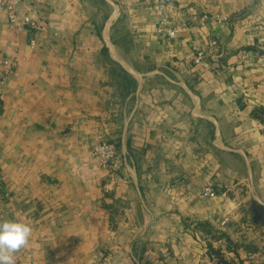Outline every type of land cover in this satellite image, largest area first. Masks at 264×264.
I'll use <instances>...</instances> for the list:
<instances>
[{
	"label": "crops",
	"instance_id": "0c3cea01",
	"mask_svg": "<svg viewBox=\"0 0 264 264\" xmlns=\"http://www.w3.org/2000/svg\"><path fill=\"white\" fill-rule=\"evenodd\" d=\"M17 11L34 25L0 8L15 62L0 63V221L32 227L16 264H264V0ZM161 17L182 23L176 37ZM99 138L118 169L92 155Z\"/></svg>",
	"mask_w": 264,
	"mask_h": 264
},
{
	"label": "built area",
	"instance_id": "2783aa9c",
	"mask_svg": "<svg viewBox=\"0 0 264 264\" xmlns=\"http://www.w3.org/2000/svg\"><path fill=\"white\" fill-rule=\"evenodd\" d=\"M23 0H0V8L5 9L8 15V21L10 27L14 29H22L29 25H34L32 18L28 15H21L17 11V6ZM220 19H226L225 16H220ZM182 23L171 24L166 17H161L157 23V33L163 36L176 37L179 33V28ZM32 45H35V41H32ZM257 61L262 67H264V50H258L255 52ZM194 61L207 65L208 62L205 60L204 51L198 49ZM0 63L5 65H14L15 62L8 57H0ZM8 72L0 74V97H3V88L8 79ZM92 155L98 160L99 164L103 168L118 169L123 161V156L118 152L117 146L114 142L99 138L93 145ZM206 194L214 197L216 190L213 186L209 185L206 187Z\"/></svg>",
	"mask_w": 264,
	"mask_h": 264
},
{
	"label": "clouds",
	"instance_id": "9594fccd",
	"mask_svg": "<svg viewBox=\"0 0 264 264\" xmlns=\"http://www.w3.org/2000/svg\"><path fill=\"white\" fill-rule=\"evenodd\" d=\"M32 227L20 219L0 221V264H16V254L30 243Z\"/></svg>",
	"mask_w": 264,
	"mask_h": 264
},
{
	"label": "trees",
	"instance_id": "16d2710c",
	"mask_svg": "<svg viewBox=\"0 0 264 264\" xmlns=\"http://www.w3.org/2000/svg\"><path fill=\"white\" fill-rule=\"evenodd\" d=\"M220 264H227L225 261H221Z\"/></svg>",
	"mask_w": 264,
	"mask_h": 264
}]
</instances>
